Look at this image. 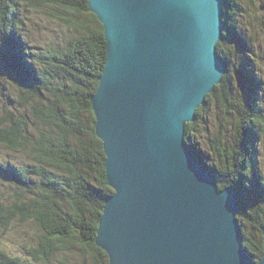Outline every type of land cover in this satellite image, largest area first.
<instances>
[{"label": "trees", "instance_id": "1", "mask_svg": "<svg viewBox=\"0 0 264 264\" xmlns=\"http://www.w3.org/2000/svg\"><path fill=\"white\" fill-rule=\"evenodd\" d=\"M222 11L217 53L226 66L231 56L234 68L242 69L253 83L256 77L259 85L248 87L243 106L233 107L234 78L227 69L196 110L195 121L186 124L185 141L197 161L204 158L201 162L210 174L221 176L222 181L216 179L220 189L233 185L243 195V186L251 187L255 201L242 207L238 219L244 249L252 261L259 262L264 253V173L256 156L264 119L257 108L259 100L257 104L250 93L257 88L262 93L263 87L255 74L264 70V0H223ZM31 13L37 17H30L33 21L28 18ZM46 21L63 29L65 37L55 35L48 48L36 54L38 48L34 52L36 45L30 40L34 29L29 26ZM22 32L29 33L24 40ZM105 61L103 27L88 0H0V69L15 86L19 107L9 99L2 102L11 106V115L0 119V144L14 152L26 151L37 162L12 169L0 165L3 178L29 195L11 208H0V224L8 228L13 222L23 224L33 218L53 231L60 249L75 252L90 264H108L106 253L94 242L105 199L114 192L106 178L103 144L96 135L90 101ZM208 103L234 112V138H223L221 131L201 138L209 152L204 157L195 152L202 147L194 137ZM241 126L246 134L240 138ZM235 136L237 143L231 147L226 140ZM33 177L38 179L32 181ZM16 196L22 199L19 193ZM55 249L49 244L33 247L30 262L0 251V264H62L54 257Z\"/></svg>", "mask_w": 264, "mask_h": 264}, {"label": "water", "instance_id": "2", "mask_svg": "<svg viewBox=\"0 0 264 264\" xmlns=\"http://www.w3.org/2000/svg\"><path fill=\"white\" fill-rule=\"evenodd\" d=\"M222 5L88 0L106 41L90 101L114 191L95 239L108 264H264L243 257L233 188L219 192L184 141L225 74Z\"/></svg>", "mask_w": 264, "mask_h": 264}, {"label": "rangeland", "instance_id": "3", "mask_svg": "<svg viewBox=\"0 0 264 264\" xmlns=\"http://www.w3.org/2000/svg\"><path fill=\"white\" fill-rule=\"evenodd\" d=\"M237 1L240 2L241 0H237ZM28 15H29L28 18L32 17L34 20L37 18L32 13ZM31 21L33 20L31 19ZM29 27L34 29L31 31L32 33H30V40L32 45L33 44L36 45V47L33 48L34 52L35 49L38 48V51L35 52L36 54L44 52V50L48 48L47 45L48 41L52 40L55 35H57L58 38L60 39L65 37L64 30L61 29L58 25L53 24L51 22H47V21L41 22L39 25L38 23L35 22V28L33 24H31ZM26 30L28 31L29 29ZM22 35H23L22 38L24 40L25 35H29V33L22 32ZM15 37L17 38V35H15ZM229 61L230 62L228 63V66L225 65L226 66L225 72L227 69L230 70L232 78H234L235 92H230L232 98L231 102L233 100L231 105H233V107H237L239 103L240 105H242L247 100L246 96H249V93L246 94L245 91H247L249 86V81L251 80L249 77L243 78L244 89L243 88L240 89L238 86L239 81L235 76V72H237V69L234 68V59L231 58L230 56ZM239 71L240 72L242 71L244 73L242 69H240ZM255 75H257L258 78L263 82L262 93L261 92L257 93L258 90L257 88L256 92L250 93V95H252L253 100L257 101V104L259 100V105L257 108L260 109V113L263 115L262 117L264 119V70L260 69V71ZM253 78H254V83H257L259 85V80L256 77ZM254 83L250 86V90L254 88ZM256 97L258 99H256ZM16 98H17V93L15 86H13V84L9 80H7L6 74L2 71V69H0V119H2L3 114L7 118L9 117V115H11L10 112L11 106L9 107V105L3 104L4 101H7L9 99L11 102L14 103L15 108H19L18 101L16 100ZM208 104L209 105H207L206 108L202 110V116L200 117L199 124L197 125L196 136L194 137V142L199 143L200 146L202 147V149L200 148L201 151H198V154H200L201 156L202 155L204 156V154L209 153L207 151V146L202 142L201 138L204 137L207 138V136L212 137L214 134L217 133V131L219 132L221 131L220 133L222 134L223 138L225 137V139L226 136L229 139L234 138V128H233L234 123H233V118L231 116L234 112L226 111V109L221 108L216 103H208ZM262 126L263 129L260 132L259 145L257 146V150H259V152L257 151L258 153L256 157L259 167H261L262 169L261 171H263L264 173V122ZM239 130H240V132L238 133L239 137L240 138L244 137L243 135L246 134L244 133L246 129L243 126H241ZM226 141L229 142L228 145L231 147H234L233 143L234 144L237 143L236 136L235 139H233L232 141L230 140H226ZM195 148L197 149V147ZM236 149L239 150V148ZM20 152L11 151L3 144H0V165L6 168H11V167L17 168L20 166H30L36 162L35 159L31 158L26 151H20ZM202 160H204V158ZM253 161H255V159ZM214 177L215 179H219L222 181L220 175L216 176L214 174ZM36 179L38 178L33 177L31 180L33 181ZM249 181L250 180H247L248 183ZM245 186H246V190L243 193V196L242 193L241 195L238 196L237 193L235 192L234 193L236 197L242 196V204L246 206L248 204H253L254 203L253 199L255 197L250 192L251 187L249 185H245ZM233 187H234L233 185H228L225 188H233ZM18 193L22 196L21 200L16 199L17 197L16 195ZM28 196L29 195H25L22 192V190H20V188L12 184L8 179L3 178V176L0 174V208L3 209L11 208L12 206L17 205L22 201H26ZM6 228L7 227H4L0 224V251L6 253L10 257H18L22 261L24 260L26 262H30L31 257L29 254L33 247L41 248L49 244L55 246L56 249L53 253H54V257L56 258V261H58L59 263L90 264L88 260L82 261V259H80L75 252H70L66 250L63 251L62 249H60V247H58L54 241V235H52L53 231L51 232L46 227L44 226L42 227L40 225V222H38L33 218H31V221H26V223L23 224H18L17 222H13L7 229Z\"/></svg>", "mask_w": 264, "mask_h": 264}, {"label": "bare ground", "instance_id": "4", "mask_svg": "<svg viewBox=\"0 0 264 264\" xmlns=\"http://www.w3.org/2000/svg\"><path fill=\"white\" fill-rule=\"evenodd\" d=\"M253 83L251 82V81H249V88H250V86L252 85ZM187 124V123H186ZM186 124H185V127H186ZM95 126H96V124H95ZM98 137V136H97ZM99 138V137H98ZM184 141H185V133H184ZM102 142V141H101ZM185 143L187 144V146H188V143L185 141ZM103 144V143H102ZM194 150V149H193ZM103 151H104V149H103ZM195 152H197V154H198V151L197 150H195ZM194 152V153H195ZM105 154V153H104ZM199 155V154H198ZM200 157V156H199ZM105 159H106V156H105ZM197 161V160H196ZM200 161V162H199ZM199 161H197L199 164H200V166H201V168L204 170V171H206V172H209V168L205 165V164H203L201 161V159L199 160ZM106 173V172H105ZM211 175V177L213 178V180L216 182V179H215V177H214V174H210ZM216 185H217V183H216ZM216 188L218 189V191L219 192H222L224 189H226V188H223V189H220L219 188V186H216ZM243 188H244V190H246V186L244 185L243 186ZM233 192H235V193H237V196L240 194V191L236 188V187H233ZM236 195H234V197H235ZM243 196V195H242ZM242 196H240V197H236L235 198V203H236V208H235V210H234V212H236V214H235V220H236V222H238V226H239V229H240V233H239V236H240V242H241V245H242V248L244 247L243 246V237H244V235H243V232L241 231V224H240V221H239V219H238V213H240V215H243L242 214V212H241V209H242V207H244L245 205L244 204H242ZM259 198V197H258ZM253 201H255V200H253ZM100 221V220H99ZM98 226H99V223H98ZM99 229V228H98ZM98 229H97V231H98ZM262 230H264V227L262 228ZM262 230H261V234H262ZM96 236H97V232H96ZM262 241H263V244H264V238H263V234H262ZM95 245H96V243H95ZM97 246V245H96ZM98 248H100L99 246H97ZM101 249V248H100ZM245 250V249H244ZM243 251V250H242ZM264 254V253H263ZM243 257H244V259L246 260V261H248V262H253L252 261V259L247 255V252H246V250L245 251H243ZM263 257V256H262ZM261 260V259H260ZM260 260H259V262H260Z\"/></svg>", "mask_w": 264, "mask_h": 264}]
</instances>
